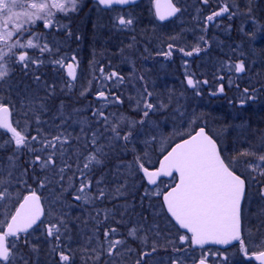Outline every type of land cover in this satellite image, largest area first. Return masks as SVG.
<instances>
[{"label":"snow or ice","instance_id":"6c2138e0","mask_svg":"<svg viewBox=\"0 0 264 264\" xmlns=\"http://www.w3.org/2000/svg\"><path fill=\"white\" fill-rule=\"evenodd\" d=\"M95 3L98 10L102 6L116 11L115 6L134 5L136 0ZM201 3L208 6L210 0ZM217 3L218 8L204 17L203 32L225 16L229 20L244 16L256 23L253 0H248L245 11L234 0ZM79 5L80 0H0V264H42L41 246L33 242L38 232L36 238L48 245L45 264H77V256L83 264H127L133 255L132 264H165L155 259L161 249L168 253L167 264H186L189 259L192 264H209L207 255L191 256L187 249L233 241L239 242L240 253L249 264L252 259L264 264V131L249 132L244 127L239 135L247 147L224 155L219 138L205 127L191 131L182 127L200 119L195 112H187L181 102L184 93H157L148 76L137 74L135 66L125 76L117 69L106 71L98 63L87 85L80 84L81 96L95 87L96 103L80 109L61 101L51 118H44L57 89L44 70L50 67L55 77L64 73L62 92L77 86V56L65 51L73 32L61 19L78 12ZM152 9L161 22L183 11L178 0H152ZM134 19L131 12H117L113 27L130 28ZM240 31L249 35L243 26ZM262 35L264 24L258 25L250 39ZM181 38L178 34L169 39ZM210 46L206 35H201L190 51L168 43L167 51L156 55L169 58L179 51L191 57ZM224 68L229 73L247 71L243 59L230 60L221 71ZM208 83L186 75V85L196 96L201 95V84ZM224 92L221 83L211 95ZM260 92L264 87L243 88L239 105L256 101ZM126 101L129 111L123 110ZM153 116L162 119L153 120ZM169 122L171 132L166 129ZM158 148L162 158L153 162ZM165 178L173 182L166 184ZM53 185L59 194L46 209L47 198L40 190ZM141 188V210L137 211L129 197ZM65 192L72 203L66 202ZM253 200L259 207L249 213L246 205ZM105 201L112 207H97ZM145 201L151 218L145 215ZM84 205L91 206L95 215L89 212L83 227L77 224L74 229L80 218L74 220L71 209ZM249 215L258 221L256 233L261 237L258 250L251 254L243 238ZM161 220L174 222V239L161 227ZM220 258L227 264V256Z\"/></svg>","mask_w":264,"mask_h":264},{"label":"flooded vegetation","instance_id":"af4514ba","mask_svg":"<svg viewBox=\"0 0 264 264\" xmlns=\"http://www.w3.org/2000/svg\"><path fill=\"white\" fill-rule=\"evenodd\" d=\"M214 4L216 5V7L214 9H210V11L216 10L218 8V3L214 2ZM116 8L131 12L133 17L135 18L134 24L132 26L136 25L140 29V33H138L140 34L139 42L137 40L136 33H131L128 30L125 32L126 33L125 43H122L121 45L122 47H125V48H128L129 45L136 46L137 54L135 56L131 55L135 58L134 63L130 65L123 63L122 62L123 59L118 58L121 56L118 54L119 48H122V47L119 46L118 48L115 45H112V48H111L112 54L110 55L112 56V60L107 59L106 64L102 63L105 61L104 59L94 60L92 59V56H89V55H84V56L80 55L81 57H78L79 56L78 55L77 56L78 65L79 66L81 65L82 63L81 59H84L85 62L86 61L87 62H93V61L101 62V64L105 65L106 71L117 69L121 71V73L125 76L130 75L133 70V66H135V69L137 70V74L144 73L148 76L149 81H150V87L154 85L155 91L157 93H163L165 95H167V93L170 90L175 92L176 81L173 80L172 78L171 79L169 78L170 80L166 79L165 83L163 84V76L167 74L168 75L171 74L172 76L175 73L177 75V81L181 82V80H183V82L185 83V85L180 90L179 89L178 90L180 91V93H184V99H182L181 102L186 104L188 113H190V108H191L190 102L191 104H193L194 99H198L197 97H202L205 102V105H204L205 108L204 107H201V108L205 109L206 115L205 113L202 114L198 112V116L200 117V119L195 123L193 129L197 130L199 126H203L206 128V131L209 134L214 135L212 131H210V128L208 127L206 123L207 122L206 118L208 119L210 118L216 122L215 127L218 130V132L219 131L224 132V129L227 126H230L231 124L230 123L228 124L227 122H223V120H226L227 118L233 116V114H231L232 111H229V109H231V107L235 103V100L241 97L242 89L245 87H250V86H255L257 89L264 87V37H262L258 41V43L253 44L254 50L256 52L255 61H252L250 59L248 60L245 59L246 68H247V71L245 73H235L234 72L232 75V72H230V74H228L229 72L225 69L221 71L222 67L219 65V63H218L219 71L217 72V74L214 72L215 74L213 73L212 74L213 76H212L211 71L209 69L208 73L211 75L209 76V78L212 77L213 79L206 78L209 81V83L207 85L201 84V95L200 96L194 95L193 90L187 87L186 75L192 74L194 79H197L200 81L205 80V78L202 79V77L201 78L196 77V75L193 72H189L188 70L181 69L180 72L178 73V68L182 67V65H186L187 69H189L190 66L193 67L192 61L199 56H202L204 54L208 57H214V56L221 55L220 47L225 46V42H226L225 39L229 38V37L226 38V34L228 32L230 33L233 32L236 34V29L234 28L236 25L235 20L234 21L229 20L227 19L226 16L221 17V18H218L216 21H214L213 24L208 27L207 32L206 33L204 32V35H206V38L208 39L211 45L207 49V51H202L198 55L194 54L191 57H186L183 55V53H180L179 51H174L171 57L166 58L164 56H157L156 53L158 51H167V44L171 42L166 41V39H164L165 40L164 41L163 35L171 36V34L178 33V29H179L178 21L180 20L179 18L181 17L182 14H178L177 17H175L174 19L170 21L161 22L154 16V12L152 9V0H141L139 4L135 6L116 7ZM253 9L257 10L255 8ZM209 13L210 12H208L206 15H208ZM225 23H226V26H225ZM259 23L264 24V18L261 19V22ZM172 24L176 25L174 30H172V28L174 27ZM217 24L219 26H216ZM181 25L182 27H184L185 25H187V23L182 22ZM229 25L231 26L230 29L228 27ZM215 26L217 27L216 33L218 35V38H217L218 45L216 47H213L214 44H212L210 41V37H211L210 30ZM163 28L165 29V31ZM133 38H135V41L133 40ZM238 39H237V42H238ZM111 41L114 44L116 43L114 36L112 37L110 42ZM212 47L214 49H212ZM145 49H147V51H145ZM185 49L187 51L191 50V48L190 49L185 48ZM93 55L98 56L99 54H93ZM96 56H93V58H97ZM115 56H117L116 59H115ZM179 59L183 61L182 65L178 64ZM239 59L240 58H237V60ZM237 60H234V61H237ZM185 61H187L186 64H185ZM109 63L111 64V68L108 67ZM249 66L251 67L252 70H249ZM248 72H250V76L245 77V75H248ZM221 75L225 76V79L223 81L219 80V76ZM229 76L232 77V80H233L231 88L227 87V84H226ZM221 83H223L225 87V92L223 94H217L215 96L211 95L213 91L219 88ZM237 85L239 86V90L237 88ZM90 103L95 104L96 102L95 100L91 99ZM239 107L241 106L239 105ZM241 108L244 109V115L242 113V115H238L237 117L239 119L246 118V117L253 118L254 120L253 122L256 123L254 124L255 131L256 130L264 131V92L259 93V98L256 101L249 102L248 104H246L244 107H241ZM111 110H115V109H111ZM123 110L124 111L130 110L128 108L127 101L125 102V105L123 106ZM152 119L161 120L162 117L153 116ZM179 123H180V118L177 117V124L179 125ZM182 127L184 128L185 131L192 130V128H189L190 126L188 125L186 127L185 126H182ZM166 129L169 132L172 131L171 122H169L166 125ZM216 137L219 138L220 147L223 149L224 155H229V156L234 155L237 151H240L243 148L247 147V144L245 143L243 144L238 143L234 145L232 143L233 140H229V139L228 140L230 141V143L226 144L224 140L227 138H221L219 136H216ZM178 141H179V138L176 139V142ZM159 154H160V149L158 148L155 154V157H158ZM24 157H27V156H24ZM24 157H22V159H25ZM155 166H157V164ZM172 182L173 181L171 179H165L166 184H171ZM142 191L143 189L141 188L139 191L136 192L135 197L133 196L129 197V201L137 205V209H136L137 211L141 210L139 208V204H140L139 195L141 194ZM156 199L158 198H155V197L153 198V200H156ZM104 205L109 206L110 208L112 207V203L108 201H105ZM144 211H145V215H148L149 218H151L149 209L147 207V201L144 202ZM254 218L251 220V226H253L254 228L251 229L250 233L247 231V228H246L244 232V236H243V238L245 239L246 245L250 249V254L251 252L258 250L256 245L259 243V240L261 239V237H258L256 233V225L258 222L256 218L255 219ZM160 223H161L162 228H166V234H168L171 238L174 239L177 235V228L173 226L174 222L173 224H168L167 221L161 220ZM261 231H264V229H262ZM133 247H136V245H133ZM169 247H171V245H169ZM185 248H187V246H185ZM210 250H213L212 253L206 254V251H210ZM187 251H188V254L191 256L199 257L201 256V254L207 255L209 258L210 264H215V262L216 264H223L222 261L218 260V259H221L220 257H223V256H227L229 258L227 264H249V261L246 258L242 257V254L240 253L238 241L232 246L228 247L227 250H220L217 247L204 246L203 249L196 248L195 251H193L192 249L188 248ZM216 253H219V257L215 255ZM135 259H136V256L133 255L127 261V264H132V262ZM155 259L156 260L163 259L165 261V264H167L168 253L164 252L163 249H161V251L157 254ZM78 264H83V260L81 259V257H79ZM149 264H153V262L149 261ZM186 264H192L191 259L187 260ZM251 264H257V263L252 259Z\"/></svg>","mask_w":264,"mask_h":264},{"label":"rangeland","instance_id":"374dc122","mask_svg":"<svg viewBox=\"0 0 264 264\" xmlns=\"http://www.w3.org/2000/svg\"><path fill=\"white\" fill-rule=\"evenodd\" d=\"M222 1V0H220ZM255 1V0H253ZM214 2H217V0H210V4L208 6H205L201 3V0H178V5L182 8V15L179 18L180 20L179 22V29H178V33L177 34H171V36H167V35H163V40L166 39V41H169L171 43H176L178 44L180 47H184V48H192L198 41V38L201 35H204V32L202 31L203 27H204V17L206 16V14L208 12H210V9H214L216 7V5L214 4ZM234 2L239 6L241 11H245L248 3L246 1L242 2L239 0H234ZM89 3V4H87ZM80 10L82 12V10H85V12H82V14H84V18L86 19L87 16H90V14H94L95 15V25H96V31L94 32L93 36V41L91 44V49L88 50V53L90 54V56H92V59L94 60H99V59H104L105 61L102 63L106 64L107 59L108 60H112V56H110L112 54L111 52V48L112 45H115L116 47L119 48V46L122 45V43H125V37H126V31H130L131 33H136V37L137 40L139 42L140 40V29L138 26L134 25V26H130V28H126V29H119V28H115L113 27V18L117 15V12H119L120 14H124L127 13L128 11L125 10H121L116 8V11H113L111 9H103L101 7H99L98 10V6L95 3V0H80ZM78 11V12H79ZM73 14V13H70ZM262 17H264V14L261 13L260 14ZM63 16V14H62ZM253 18L255 19L256 23L252 22V18H248V17H244V16H237L234 17L232 19V21H236V25H235V29H236V34L235 33H230L228 32L226 34V42H225V46L220 47V52L221 55L219 56H214V57H208L205 54L202 56H199L197 58H195L192 61V66L189 67V69H187L186 65H182L183 61H181V59L178 60V64L182 65V67L178 68V73L180 72V70H188L189 72H193L196 77H199L202 79H213L212 77L209 78V76H211L214 72L217 74V72L219 71V67H218V63L221 67H224V64L234 60H237V58L243 59L245 61L250 59L252 61H255V50L253 47V44L258 43V41L264 37V35L259 36L255 41H253L252 39H250V36L253 32H258V25H261L263 23H259L261 22V19L263 18H258L253 16ZM224 21V20H223ZM182 22H186L187 25H185L184 27H182ZM174 27L172 28V30L175 29L176 25L172 24ZM224 26V25H222ZM226 26V23H225ZM244 27V29L249 33V35H244L243 33H241L240 29L241 27ZM216 26L213 27L210 31H211V37H210V41L213 45V47H216L217 44V38L218 35L216 33ZM164 29V28H163ZM162 29V30H163ZM165 31V29H164ZM173 32V31H172ZM118 33V34H117ZM178 34L181 35V39L173 41L170 40V37L173 36H177ZM238 34V35H237ZM114 36L115 38V44L112 43V41L110 42V40L112 39V37ZM239 38V39H238ZM238 39V42H237ZM165 41V40H164ZM191 45V46H190ZM222 45V44H221ZM220 45V46H221ZM237 45H240L241 47H237ZM122 47V46H121ZM212 47V49H214ZM65 49H67V45L65 46ZM241 52L243 53V55H241ZM69 56H71V52H67ZM73 53H75V55H79L78 57L84 56L85 54L83 53H79V51H74ZM131 53V54H130ZM93 54H99L98 56L93 55ZM118 54L121 55L120 57H118L119 59H123V63H126L128 65L133 64L135 58L133 56H135L137 54V48L136 46L133 47H122L119 48ZM81 55V56H80ZM117 55V54H116ZM133 55V56H131ZM93 56H96L97 58H93ZM102 57V58H101ZM220 57V58H218ZM117 58V56H115V59ZM82 63L81 65L77 68V81L76 83V87H74L70 92L65 90L63 92H68V95L72 96L71 93H73L74 91L77 92L80 95V84L83 85H87L88 81L92 78V72H93V66L94 64H101V62H85L84 59H81ZM253 65V64H252ZM210 69L211 71V75L208 73V70ZM225 70H227L226 68H224ZM249 70H252L251 67L249 66ZM248 70V71H249ZM47 72V71H46ZM214 73V74H215ZM234 71L232 72L233 75ZM230 74V73H228ZM47 76L49 78V81H55L56 85H57V89L56 92H62L61 91V81L63 78H65V76H59V77H55L53 74H49L47 72ZM213 76V75H212ZM250 76V72H248V75H245V77ZM56 78V79H54ZM172 78L173 80L176 81V90H175V94L179 95L180 94V89L185 85V83L183 82V80H181V82L177 81V75L174 73L172 76L170 75H164L163 76V84L165 83V80H170ZM232 80V77H231ZM233 81V80H232ZM227 87L231 88L232 83H229V79L227 80ZM179 89V90H178ZM66 95V94H63ZM198 99H194L193 104H191L190 102V113L195 112L196 115L198 116V112L202 113L206 115V111L205 109L201 108L204 107L205 108V102L204 99L202 97H197ZM95 100V87H93V90L87 95V96H81L80 95V100H79V104H73V107L75 108H80V109H86L90 103V100ZM187 99V98H185ZM241 99V97H239L238 99L235 100V103L233 104V106L231 107V109H229V111H232L231 114H233V116L227 118L226 120H223V122H229L231 125L227 126L224 129V132H218V130L215 127V121L212 119H207V125L210 128V131H212V133L215 136H219L221 138H227L225 139V143L229 144L230 141L229 140H233V144H243V137H240V132L242 131V129L244 127H247L249 129V132L251 131H255V122H253V118H241L239 119L237 116L238 115H244V109L239 107V100ZM74 100L76 101L77 99L74 97ZM96 102V101H95ZM60 105V104H59ZM68 105V102H67ZM71 105V104H70ZM237 105V106H236ZM236 106V108H235ZM51 112V111H50ZM56 112V111H55ZM53 114V113H52ZM235 116V117H234ZM15 115H14V119H15ZM46 120L50 119L49 118H45ZM59 121H57L58 123ZM195 124L192 125H188L190 126L189 128L194 127ZM34 134V133H33ZM178 138V137H177ZM176 138V139H177ZM229 139V140H228ZM160 157V154L158 157H155V155H153L152 160L153 162H155L158 158ZM130 159V158H129ZM43 193V196L46 197L47 199L45 200V207L46 209L48 208V204L51 200H54L57 195L59 194V188L55 185L51 186L48 190H40ZM64 197L66 199L67 203H72V197L68 192L64 193ZM56 207H59L58 205ZM97 207L99 208H110L109 206H106L104 204L102 205H98ZM259 207V202L257 200H253L250 204L246 205V210H248L249 213H254L257 211ZM65 210L67 211V207L65 206ZM151 210H149L150 213ZM89 212H92L93 215H95V212L92 210L91 206L89 205H84L82 207H73L71 209V217L75 220L76 217H79L80 220L78 222H75L73 224V228L75 229L77 224L80 225V227H83V221L88 220V215ZM254 218V216L249 215V219H248V227H247V231L249 232V228L252 229L254 228L253 226H251V220ZM255 219V218H254ZM253 222V221H252ZM258 222V221H257ZM88 227H92V223L91 221L88 222ZM250 233V232H249ZM36 237H39V232L36 234ZM36 237H33V242L34 243H38L41 246V261L42 264H45L46 261L49 260V258L47 257L46 253H47V249H48V245L47 243L44 242L43 238H39L37 239ZM74 247H77L78 244L76 242L73 243ZM213 250L210 251H206L207 253H212ZM79 262V256H77V264ZM218 263V262H217Z\"/></svg>","mask_w":264,"mask_h":264},{"label":"trees","instance_id":"16d2710c","mask_svg":"<svg viewBox=\"0 0 264 264\" xmlns=\"http://www.w3.org/2000/svg\"><path fill=\"white\" fill-rule=\"evenodd\" d=\"M236 1V0H235ZM239 1H246L248 3V0H239ZM89 4V3H87ZM252 7L257 9L253 11V15L255 17L259 18H264L260 14H264V0H255L252 3ZM82 12H85V10H82ZM81 11L69 14L67 18H62L61 23H66L69 24L72 32H73V37L68 40L67 42V49H65L66 52H71V55L75 54L73 53L74 51H79V53H83L85 55H89L88 50L91 49V44L93 41V36L94 32L96 31V21H95V15L90 14V16H87L86 19L84 18V14H82ZM61 17L62 14H60ZM79 36L80 39L77 40L75 37ZM77 56V55H76ZM47 71L49 74H53L51 68L49 67L48 69L44 70ZM60 76H64V73H61ZM46 78H49L46 76ZM56 79V78H54ZM49 80V79H48ZM66 94V95H63ZM72 96L68 95V92H56L55 98H53L50 101V111L48 114L45 115L44 118H51L52 113H55L56 109L59 107V104L61 101H64L65 104H67L71 107H73V104H79L80 100V95L77 92L71 93ZM74 97L77 99L76 101L74 100ZM71 104V105H70ZM229 124V122H228ZM27 159V157H24Z\"/></svg>","mask_w":264,"mask_h":264},{"label":"water","instance_id":"95a60500","mask_svg":"<svg viewBox=\"0 0 264 264\" xmlns=\"http://www.w3.org/2000/svg\"><path fill=\"white\" fill-rule=\"evenodd\" d=\"M139 0H136V3L138 2ZM127 6V5H126ZM102 7V6H101ZM170 19H172V18H170ZM169 19V20H170ZM162 158V157H161ZM235 241H233L232 243H234ZM231 243V244H232ZM231 244H229V245H231ZM209 245H211V246H219V247H221V248H224V247H227V246H229V245H214V244H208V245H205V246H209ZM257 262V264H259V262L258 261H256Z\"/></svg>","mask_w":264,"mask_h":264}]
</instances>
